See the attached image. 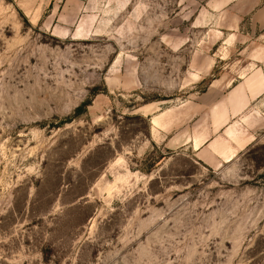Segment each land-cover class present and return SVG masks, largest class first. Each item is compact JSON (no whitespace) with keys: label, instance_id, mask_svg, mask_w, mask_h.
<instances>
[{"label":"rangeland","instance_id":"rangeland-1","mask_svg":"<svg viewBox=\"0 0 264 264\" xmlns=\"http://www.w3.org/2000/svg\"><path fill=\"white\" fill-rule=\"evenodd\" d=\"M226 7L0 0V264H264V28Z\"/></svg>","mask_w":264,"mask_h":264},{"label":"crops","instance_id":"crops-1","mask_svg":"<svg viewBox=\"0 0 264 264\" xmlns=\"http://www.w3.org/2000/svg\"><path fill=\"white\" fill-rule=\"evenodd\" d=\"M16 3H20V0H13ZM44 3L47 2V0H43ZM51 5L52 9L56 2L49 1L48 2ZM213 3L215 5L220 4L221 8H237L238 10L235 12L236 14L248 16L249 21L256 27V28H264V0H213ZM254 80L257 81V86L255 87V91L251 90V87L247 86V83H243L242 87L247 89V91L252 94L253 96H256V98L261 97L264 94V66H258V70L254 71L253 73ZM248 93V94H249ZM247 94V93H246ZM213 146V148H212ZM217 146V142L214 140H209L204 143V145H201L199 150L194 151L195 152V158L201 162L206 167L213 169L208 165V163H205L202 161V158H211L215 162H222V157L217 155V152L220 150L226 149V154H229V150L221 145V147ZM217 150V152L214 151ZM202 156V157H200ZM234 157V156H233ZM223 164V163H222Z\"/></svg>","mask_w":264,"mask_h":264},{"label":"trees","instance_id":"trees-1","mask_svg":"<svg viewBox=\"0 0 264 264\" xmlns=\"http://www.w3.org/2000/svg\"><path fill=\"white\" fill-rule=\"evenodd\" d=\"M75 111H76V113H78V112L80 111V109H79V108H77Z\"/></svg>","mask_w":264,"mask_h":264}]
</instances>
